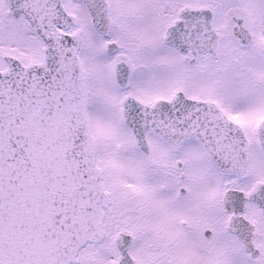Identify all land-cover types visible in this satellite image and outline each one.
Here are the masks:
<instances>
[{"label": "snow or ice", "instance_id": "6c2138e0", "mask_svg": "<svg viewBox=\"0 0 264 264\" xmlns=\"http://www.w3.org/2000/svg\"><path fill=\"white\" fill-rule=\"evenodd\" d=\"M0 264H264V0H0Z\"/></svg>", "mask_w": 264, "mask_h": 264}]
</instances>
